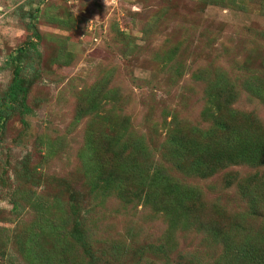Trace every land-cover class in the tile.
<instances>
[{
    "label": "rangeland",
    "instance_id": "rangeland-1",
    "mask_svg": "<svg viewBox=\"0 0 264 264\" xmlns=\"http://www.w3.org/2000/svg\"><path fill=\"white\" fill-rule=\"evenodd\" d=\"M29 40L20 65L30 111L11 110L0 133V230L6 236L0 264H26L27 228L67 218L68 230L73 208L102 264H164L147 246L169 240L167 264H187L192 256L209 264L221 247L202 233L169 231L161 214L140 203L98 202L85 168L93 166L87 146L120 133L124 142L140 140L150 157H162L174 129L185 138L194 125L210 124L203 116L206 83L217 72L235 84L233 107L242 112L236 118L246 115L264 134L263 0H0V101L12 76L10 56ZM250 82L262 86L261 97L246 90ZM94 87L106 95L91 108ZM263 174L264 162L184 177L202 198L193 220L217 203L224 221L245 220L256 229L264 210L251 215L241 195ZM253 192L263 199L262 188ZM45 241L48 246L51 237Z\"/></svg>",
    "mask_w": 264,
    "mask_h": 264
},
{
    "label": "trees",
    "instance_id": "trees-1",
    "mask_svg": "<svg viewBox=\"0 0 264 264\" xmlns=\"http://www.w3.org/2000/svg\"><path fill=\"white\" fill-rule=\"evenodd\" d=\"M32 19H35V16ZM30 27L32 34L37 38L39 35L34 23H30ZM32 43L31 40L27 41L26 47L18 48L17 52L10 56L14 67L0 101V133L3 121L11 110L17 109L19 113L30 111L25 105L28 87L21 74L20 55ZM250 83H245L246 90L261 97L262 86ZM234 89L235 84L229 78L221 72L215 73L206 83L207 101L203 110V116L210 124L205 127L194 125L191 130L193 135H186L185 138L177 134L178 129H174L167 140L166 153L160 158L150 157L149 150L138 139L130 143L124 142L120 133L104 138L101 142L98 139L92 140V145L88 144L87 148L90 157L92 156L93 166L87 164L85 168L89 172L93 197L98 198L100 203L114 197L120 200L124 207L140 203L161 214L169 231L181 227L185 231L202 233L210 238L214 245L221 247L218 256L211 258L209 264H264V217L263 224L252 230L245 220L224 221L220 207L213 203L208 211L206 209L204 214L199 215V221L193 220L203 207L202 198L193 185L183 180L184 177L190 176L207 178L230 164L256 166L264 162V134L260 133L259 128L256 127L255 130L248 124L246 115L236 118V115L242 112L233 107L238 95ZM105 95L102 87L92 88L90 107L94 108ZM223 110V114L213 117L214 111ZM172 134L178 136L174 137ZM131 179L135 180L133 189L127 187V182ZM226 183H229V178ZM257 187L262 188V196L259 198L263 199H256L253 188ZM241 196L246 198L248 212L258 216L259 207L264 210V174L252 185H248V191ZM48 209L52 212V208ZM59 209L62 216L67 215L64 208ZM70 210L72 226L68 230L63 226L66 223L63 221L67 218L59 219L57 223L40 219L43 225L35 227L34 231L33 224L30 229L27 228L23 243L31 247V255L26 258V264H102L101 257L91 250L89 228L75 217L77 209ZM131 235L135 237V234ZM5 237L0 230L2 243ZM49 237L52 242L46 246L45 238ZM165 237L171 239L167 235ZM147 247L157 256L156 259L161 258L163 263L167 264L169 251H172L170 240L164 244L160 242ZM144 248L146 247L141 249ZM141 249L138 251L141 252ZM134 264L139 263L135 260ZM147 264L155 263L148 261ZM187 264L202 262L192 256L187 260Z\"/></svg>",
    "mask_w": 264,
    "mask_h": 264
}]
</instances>
